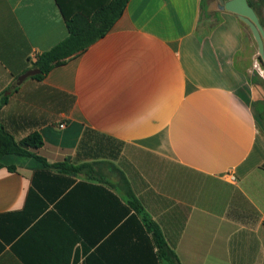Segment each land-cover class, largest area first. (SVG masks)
Returning <instances> with one entry per match:
<instances>
[{
  "label": "crops",
  "instance_id": "0c3cea01",
  "mask_svg": "<svg viewBox=\"0 0 264 264\" xmlns=\"http://www.w3.org/2000/svg\"><path fill=\"white\" fill-rule=\"evenodd\" d=\"M110 1L0 0V126L39 135L26 150L48 165L0 168V264H153L101 238L116 212L98 187L132 195L179 264H264V135L235 15L205 26L202 0H128L85 51L16 84L68 36L63 12Z\"/></svg>",
  "mask_w": 264,
  "mask_h": 264
},
{
  "label": "trees",
  "instance_id": "16d2710c",
  "mask_svg": "<svg viewBox=\"0 0 264 264\" xmlns=\"http://www.w3.org/2000/svg\"><path fill=\"white\" fill-rule=\"evenodd\" d=\"M247 1L256 12L259 22L264 28V20L260 14L261 8H264V0H257V4L252 3L251 0ZM127 2L128 0H111L109 4L98 8L91 18L78 14H65L63 12L68 36L63 41L37 56L32 67L37 69L39 73L33 76V78L41 80L53 68L66 63L71 58L85 51L97 39L103 37L121 17ZM6 100L7 97H3L0 100V107L5 104ZM41 144L42 140L37 134H31L16 142L0 126V168L6 167L9 171L15 170L14 166L7 165L6 163V159L9 156H33L48 166L44 159L26 150L28 147L38 148ZM65 166L70 167L65 163L53 164L49 167L60 168ZM262 167L264 168V164ZM98 188V195L102 201L110 206L113 205L116 212L112 224L100 231L101 238L107 234L117 237L122 236L125 239L122 245L140 253L138 261L142 257L143 250H148L152 252L153 264H179L176 255L163 239L158 226L143 213L139 203L132 195H127L126 204H123L117 196L107 189ZM149 234H151L150 237L148 236Z\"/></svg>",
  "mask_w": 264,
  "mask_h": 264
},
{
  "label": "rangeland",
  "instance_id": "374dc122",
  "mask_svg": "<svg viewBox=\"0 0 264 264\" xmlns=\"http://www.w3.org/2000/svg\"><path fill=\"white\" fill-rule=\"evenodd\" d=\"M252 3L257 4V0H251ZM261 6V5H258ZM202 25L208 26L213 23L215 17L221 13L217 0H202ZM260 14L264 20V8H261ZM241 27L246 34V45L249 48L248 52L251 55L252 67L248 73L250 83L245 88L244 94L251 103V106L255 110L257 115V121L259 124V130L264 135V66L259 59L257 53L256 43L248 29V27L241 22ZM247 91V92H246Z\"/></svg>",
  "mask_w": 264,
  "mask_h": 264
},
{
  "label": "water",
  "instance_id": "95a60500",
  "mask_svg": "<svg viewBox=\"0 0 264 264\" xmlns=\"http://www.w3.org/2000/svg\"><path fill=\"white\" fill-rule=\"evenodd\" d=\"M221 11L229 12L235 15L242 23H244L257 46L259 59L264 66V28L260 24L258 16L254 9L249 5L247 0H217ZM37 69H30L17 78L16 84L19 85L25 78L37 75Z\"/></svg>",
  "mask_w": 264,
  "mask_h": 264
},
{
  "label": "built area",
  "instance_id": "2783aa9c",
  "mask_svg": "<svg viewBox=\"0 0 264 264\" xmlns=\"http://www.w3.org/2000/svg\"><path fill=\"white\" fill-rule=\"evenodd\" d=\"M59 127H61V128H62V127H63V125H59ZM230 178H231V179H233V177H232V176H231Z\"/></svg>",
  "mask_w": 264,
  "mask_h": 264
}]
</instances>
